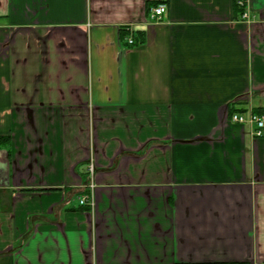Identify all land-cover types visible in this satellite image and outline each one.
I'll return each mask as SVG.
<instances>
[{"label":"crops","instance_id":"crops-1","mask_svg":"<svg viewBox=\"0 0 264 264\" xmlns=\"http://www.w3.org/2000/svg\"><path fill=\"white\" fill-rule=\"evenodd\" d=\"M245 1L0 0V264H264Z\"/></svg>","mask_w":264,"mask_h":264},{"label":"built area","instance_id":"built-area-1","mask_svg":"<svg viewBox=\"0 0 264 264\" xmlns=\"http://www.w3.org/2000/svg\"><path fill=\"white\" fill-rule=\"evenodd\" d=\"M238 5L242 8L243 7L245 8L247 6L245 0H238ZM167 10H168L167 3L158 4L157 6L151 9L149 18L151 19V21H159L166 14ZM243 17L245 19L249 18V13L247 10L246 12L243 13ZM128 31H129V34L126 36L125 41H127V43L130 45H134L135 44L134 35L131 34V30H128ZM231 120L238 124H246L250 122L255 127V136L256 137L264 136V113L259 114L255 112H250L248 115L244 113H240V112L234 113L231 117ZM90 170L91 172H93V166L90 167ZM80 203L82 205H87V204L91 205V201L88 196L83 197Z\"/></svg>","mask_w":264,"mask_h":264},{"label":"trees","instance_id":"trees-1","mask_svg":"<svg viewBox=\"0 0 264 264\" xmlns=\"http://www.w3.org/2000/svg\"><path fill=\"white\" fill-rule=\"evenodd\" d=\"M123 31V34H124V36H126L127 34H128V30L127 29H123L122 30ZM143 34L142 33H140V32H136L135 34H134V38H135V44H138V43H141V39L143 38ZM235 112V110L234 109H232L231 110V114L232 113H234ZM256 113H258L257 111H255ZM3 139V138H2Z\"/></svg>","mask_w":264,"mask_h":264}]
</instances>
